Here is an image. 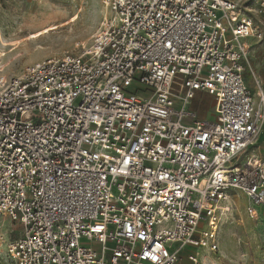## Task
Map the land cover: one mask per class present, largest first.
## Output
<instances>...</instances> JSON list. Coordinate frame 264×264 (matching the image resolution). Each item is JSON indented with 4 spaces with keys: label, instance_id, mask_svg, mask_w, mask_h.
I'll return each instance as SVG.
<instances>
[{
    "label": "built area",
    "instance_id": "built-area-1",
    "mask_svg": "<svg viewBox=\"0 0 264 264\" xmlns=\"http://www.w3.org/2000/svg\"><path fill=\"white\" fill-rule=\"evenodd\" d=\"M88 46L4 75L0 264H219L248 202L264 225V0H104ZM257 17V19H256ZM259 21V22H258ZM251 72L252 89L244 77ZM214 101L201 120L191 105ZM19 224L6 237L1 227Z\"/></svg>",
    "mask_w": 264,
    "mask_h": 264
},
{
    "label": "rangeland",
    "instance_id": "rangeland-1",
    "mask_svg": "<svg viewBox=\"0 0 264 264\" xmlns=\"http://www.w3.org/2000/svg\"><path fill=\"white\" fill-rule=\"evenodd\" d=\"M104 0H0V53L6 76H19L25 68L48 58H57L64 51L88 46L105 14ZM243 7L256 9L257 0H241ZM257 19V17H256ZM258 20V19H257ZM259 22V21H258ZM248 62L256 74L264 78V45L253 39ZM245 65L244 77L253 88L250 68ZM209 102V101H208ZM210 104V103H209ZM207 117V113H202ZM210 121V120H208ZM258 154L264 149L258 148ZM8 237L21 234L19 224L9 221L1 227ZM218 254L211 258L219 264H264V225L258 226L239 208L220 227ZM199 249H186L181 256Z\"/></svg>",
    "mask_w": 264,
    "mask_h": 264
},
{
    "label": "crops",
    "instance_id": "crops-1",
    "mask_svg": "<svg viewBox=\"0 0 264 264\" xmlns=\"http://www.w3.org/2000/svg\"><path fill=\"white\" fill-rule=\"evenodd\" d=\"M258 76L261 78V80L263 81V84H264V78H262L260 75H258ZM246 83H247V81H246ZM247 85H248V83H247ZM248 87L250 89H252V94H253L254 100L256 101V93L257 92H255L254 88H251L250 86H248ZM213 107H214L213 99L206 94L198 95L197 99L195 101H193L192 105H191L192 111H194L197 114V117L201 120H211L212 119L213 113H214ZM203 112L207 113L208 116L202 117L201 114ZM261 131L259 133L257 142L251 148V152H253V154H255L257 157L264 159V154H258L257 153L258 148L261 149V147H262V149H264V127H263V129L261 128ZM233 201L235 202V205L238 207V209L242 208L243 212L245 213V207L248 205L247 199L242 194L238 193V194H235L233 196Z\"/></svg>",
    "mask_w": 264,
    "mask_h": 264
},
{
    "label": "bare ground",
    "instance_id": "bare-ground-1",
    "mask_svg": "<svg viewBox=\"0 0 264 264\" xmlns=\"http://www.w3.org/2000/svg\"><path fill=\"white\" fill-rule=\"evenodd\" d=\"M3 67H4V66L1 65V68H2V70H3V72H4ZM4 75H5V74H4ZM7 77H8V76H7ZM263 127H264V124L262 125V129H263ZM261 132H262V131H261Z\"/></svg>",
    "mask_w": 264,
    "mask_h": 264
}]
</instances>
